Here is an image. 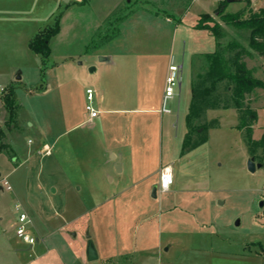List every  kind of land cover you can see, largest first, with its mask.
I'll use <instances>...</instances> for the list:
<instances>
[{"label":"rangeland","instance_id":"obj_1","mask_svg":"<svg viewBox=\"0 0 264 264\" xmlns=\"http://www.w3.org/2000/svg\"><path fill=\"white\" fill-rule=\"evenodd\" d=\"M223 1H227L226 13L242 12L244 18L264 9V0H0V87L6 90L0 96V120L6 129L0 145V175L6 176L12 186L11 191L0 193V216L4 219L0 243L7 252L1 264H104L102 257L88 260L87 237L98 245L100 238L106 242L107 226H113V220L126 222L133 233L138 227L153 226V241L159 236L160 226L171 222L185 231H195V241L202 249L198 254L210 249L226 259L221 264H264V167L255 172L248 168L251 155L246 131L237 128L240 112L233 107L207 111L197 125L215 122L214 126L206 132L200 129L191 137L192 142L204 137L207 141L184 150L194 58L217 47L210 31L196 28L200 17L213 16L223 24L226 36L251 50L248 32L220 20L216 12ZM58 18L61 32L52 38L51 55L44 59L30 49V42L40 31L53 27ZM135 19L144 20L141 26L129 28L140 42L125 44L127 51L159 47L183 65L181 89L177 88L178 95L168 102L172 110L168 118L175 126L170 127L169 135L164 134L163 153L164 163L171 165L175 185L185 194L198 197L190 208L194 217L178 214L171 220L161 219L156 203L143 197L147 191L141 184L125 192L124 207H113L114 199L105 202L104 197L122 189L128 176L120 175L113 162L107 165L112 155H98L90 164L85 154L76 155L73 141L71 148L66 142L62 150L65 56L73 53L67 61H72L74 68L86 66L90 52L102 45L104 38L120 34L123 24ZM251 52L245 57L247 65L255 77L264 81V56ZM18 75L21 80H17ZM9 89L14 90L16 102L13 118L4 103ZM46 89L49 90L43 93ZM248 102L257 110L253 139L258 141L264 134V90L256 89ZM42 132L50 146L59 135L57 145L51 146L52 156L31 151L28 157V145L30 149L37 148ZM15 152L19 156L16 163L12 159ZM255 161L260 163L257 158ZM89 165L92 171L87 170ZM106 166H110L109 173ZM121 176L125 177L124 183L117 184ZM152 180L155 186L151 197L160 176ZM157 192L160 199L162 193ZM143 199L147 207L136 209L137 201ZM16 204L28 214L29 232L39 239L32 250L16 235L15 222L20 212ZM146 216L149 223L145 222ZM237 220L240 225H236ZM200 232L205 240L198 235Z\"/></svg>","mask_w":264,"mask_h":264},{"label":"crops","instance_id":"obj_2","mask_svg":"<svg viewBox=\"0 0 264 264\" xmlns=\"http://www.w3.org/2000/svg\"><path fill=\"white\" fill-rule=\"evenodd\" d=\"M143 22L141 19L127 20L120 34L104 38L102 45L90 52V61L82 68H74L73 62L67 61L73 58V53L65 56L66 62L62 65V150L67 143L71 148L73 141L76 155L85 154L87 163L93 164L95 159L92 158L98 155H112L111 160L106 162L107 165L113 162L114 168L117 167L116 161L120 160L118 172L120 175L126 173L128 181L122 189L110 191L105 195V202L114 199L113 207L118 204L124 207L125 192L141 184L144 186V192L147 191V195L143 193V197H148L156 203V213L161 219L171 220L173 216H179L178 214H191L194 217L190 208L198 197L185 194V191L175 185V178L170 190L162 193L160 199L150 195L151 188L155 186L153 177L160 176L162 167L171 166L164 163L163 139L164 134L169 135L170 127L175 124L168 118L172 112L165 113L161 109L165 79L171 56L174 55L159 47L152 51H127L125 44L140 42L138 36L131 35L134 30L129 28L141 26ZM87 40L88 38L84 41ZM101 56L110 60L100 62L98 58ZM120 61L122 65H119ZM91 67L96 70L90 72ZM88 89L94 91L91 101L87 97ZM88 105L98 112L96 117L90 116ZM7 131H10V127ZM41 134L43 137L37 148L30 149L31 145H28V157L31 151L52 156L51 146L57 145L59 135L52 139L50 146L46 134ZM28 143L32 142L29 140ZM15 155L11 157L16 163L19 156L16 152ZM109 169L110 166L105 167L106 171ZM87 170L92 171L90 165ZM124 180L125 177H119L117 184L124 183ZM145 199L143 202L137 201L136 209L147 207ZM121 205L119 208L122 211ZM148 216L145 222L149 223ZM202 218L206 216L202 215ZM3 221L0 216V226ZM194 222L198 224L196 220ZM112 225L107 226L109 229L106 230V242L100 238L98 245L93 240L98 259L102 257L104 264H221V261H226L217 257L215 251L210 249H203V253L198 254L202 249L199 248L200 242L195 241V231H185L171 222L160 226L156 241L152 239L156 232L153 226L138 227L133 233L127 229L128 224L124 221L115 223L113 220ZM96 231L100 234L98 226ZM198 235L203 239L206 237L202 232ZM5 250L0 243V264L7 253Z\"/></svg>","mask_w":264,"mask_h":264},{"label":"trees","instance_id":"obj_3","mask_svg":"<svg viewBox=\"0 0 264 264\" xmlns=\"http://www.w3.org/2000/svg\"><path fill=\"white\" fill-rule=\"evenodd\" d=\"M227 1L221 2L217 9L220 20L238 31L249 33V47L246 49L237 40L226 36L223 24L213 16L202 15L196 28L205 29L214 35L217 43L213 52L202 53L194 58L191 80V102L186 116L188 133L184 142V150L200 146L207 141L202 138L191 140L195 132H206L210 126L197 125L207 111L212 109L236 108L241 114L237 126L246 131V142L251 157L259 159L264 167V134L260 140L253 139V126L258 118L257 110L248 102V96L256 89L264 90V81L254 76L248 67L246 56L252 52L264 56V9L244 18L242 12L226 13ZM60 32V18L55 25L40 31L30 42V49L36 54L48 59L51 55L50 41ZM4 103L11 117L15 115L16 102L14 90L9 89L4 97ZM212 121H210L211 124ZM261 152V154H260Z\"/></svg>","mask_w":264,"mask_h":264},{"label":"built area","instance_id":"obj_4","mask_svg":"<svg viewBox=\"0 0 264 264\" xmlns=\"http://www.w3.org/2000/svg\"><path fill=\"white\" fill-rule=\"evenodd\" d=\"M181 73H182V65L177 64L175 57L171 56L170 64L168 67V72L165 79V91L162 100V112L171 113L172 110L168 107V102L173 100L177 95V88L181 89ZM5 88L0 87V96L5 93ZM94 96L93 89L87 90L88 100L91 101ZM87 110L90 113V116L96 117L98 112L91 106H87ZM5 129L4 122L0 120V145L2 142V132ZM30 142H32L30 140ZM174 182L173 171L170 166L162 167L160 171V183L158 187V191L161 193L167 192L170 190L171 186ZM12 190V186L10 181L6 176L0 175V193L9 192ZM15 208L20 210L19 215L17 217V222L15 224V232L16 235L21 238L29 247L33 248L35 244L39 241L38 238L33 236L29 232V226L31 224V219L25 211L21 210V205L16 204Z\"/></svg>","mask_w":264,"mask_h":264},{"label":"water","instance_id":"obj_5","mask_svg":"<svg viewBox=\"0 0 264 264\" xmlns=\"http://www.w3.org/2000/svg\"><path fill=\"white\" fill-rule=\"evenodd\" d=\"M228 1L232 2V1H235V0H228ZM99 60H100V62H106V61H109L110 58L105 57V56H101V57H99ZM95 70H96L95 67H91L89 71L90 72H94ZM17 80H21V76L20 75H18ZM116 163H117V169L120 170V160L118 159L116 161ZM261 167H263L262 163H256L254 157L250 158V160L248 162V168H249V170L251 172H255L256 168H261ZM157 189H158V187L155 188V190L153 192V197L157 196V194H156L157 193ZM263 205H264V202L261 203V206H263ZM236 225H240V220H237ZM87 238H88V244H87V249H86V255H87L88 260L90 262H93V261H96L98 259V252H97V249H96V246H95L93 240L90 238L89 235H88Z\"/></svg>","mask_w":264,"mask_h":264}]
</instances>
